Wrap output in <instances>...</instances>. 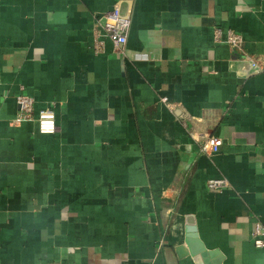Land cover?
I'll return each mask as SVG.
<instances>
[{
  "label": "crops",
  "instance_id": "1",
  "mask_svg": "<svg viewBox=\"0 0 264 264\" xmlns=\"http://www.w3.org/2000/svg\"><path fill=\"white\" fill-rule=\"evenodd\" d=\"M118 2L128 51L148 58L123 59L106 37L95 52V19ZM244 54L264 67V0H0V264H264L251 237L264 72ZM20 94L32 121H16ZM47 107L53 135L36 121ZM196 133L220 151L201 152ZM219 179L230 187L210 192ZM193 227L204 254L180 257Z\"/></svg>",
  "mask_w": 264,
  "mask_h": 264
},
{
  "label": "built area",
  "instance_id": "2",
  "mask_svg": "<svg viewBox=\"0 0 264 264\" xmlns=\"http://www.w3.org/2000/svg\"><path fill=\"white\" fill-rule=\"evenodd\" d=\"M95 25L96 26L94 29V49L96 53H100L104 50L105 45L103 43L102 38L106 37L112 42L114 48L116 49L118 54L123 57V59L129 58L130 60L135 61L140 58H148L150 55H152L150 52L145 54H130V52L128 51L127 44L132 26V14L130 12L123 13L122 5L120 2L116 3L113 6L112 10H110L109 12L97 16L95 19ZM214 35L216 42L220 43L225 40L226 43L234 50H239L242 47L243 38L239 34L231 30L227 31L225 35L220 28H217L214 31ZM241 59L243 63H245L249 67V70L252 73L259 74L264 72V67L261 65L260 60L254 59L246 54H244ZM16 102L19 108L18 116L16 118L17 122L23 123L35 119L34 98L26 94H20L19 96H17ZM162 102L175 115H177L178 119L184 121L185 124V121L187 119L180 109L175 108V106L169 104L167 102V99H163ZM36 121L38 123V129L40 134H56L57 123L54 107H47L40 110ZM195 139L203 141L201 145V152L208 155L218 153L221 147L223 146V141L220 138L214 136H205L202 133H196ZM229 187L230 184L225 179L210 180L207 182V189L212 193L220 192ZM251 237L254 245L257 248L264 247V225L258 220L254 221L253 223Z\"/></svg>",
  "mask_w": 264,
  "mask_h": 264
},
{
  "label": "water",
  "instance_id": "3",
  "mask_svg": "<svg viewBox=\"0 0 264 264\" xmlns=\"http://www.w3.org/2000/svg\"><path fill=\"white\" fill-rule=\"evenodd\" d=\"M189 233L192 234L188 237V240L185 242L186 246H179L176 250L180 257H185L189 255H198V254H204V250H201L198 248V242H197V234H196V228H190ZM195 250L197 252H195ZM201 250V251H200Z\"/></svg>",
  "mask_w": 264,
  "mask_h": 264
}]
</instances>
